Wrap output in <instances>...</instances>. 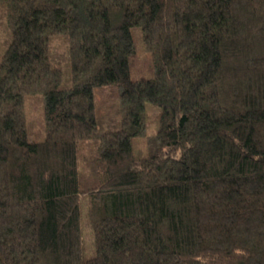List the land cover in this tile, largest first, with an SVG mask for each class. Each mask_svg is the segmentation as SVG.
<instances>
[{
	"label": "trees",
	"instance_id": "16d2710c",
	"mask_svg": "<svg viewBox=\"0 0 264 264\" xmlns=\"http://www.w3.org/2000/svg\"><path fill=\"white\" fill-rule=\"evenodd\" d=\"M1 10L14 30L0 62V264H264V0H0ZM134 26L148 79L131 75ZM60 33L69 86L49 52ZM41 80L46 136L30 141L24 91ZM112 84L122 117L100 132L96 99ZM147 102L162 114L144 156L134 138Z\"/></svg>",
	"mask_w": 264,
	"mask_h": 264
},
{
	"label": "rangeland",
	"instance_id": "374dc122",
	"mask_svg": "<svg viewBox=\"0 0 264 264\" xmlns=\"http://www.w3.org/2000/svg\"><path fill=\"white\" fill-rule=\"evenodd\" d=\"M14 30V21L9 13L0 11V62L7 50ZM134 57L131 64L133 79H148L154 76L152 58L143 47L142 31L139 26L132 28ZM51 63L60 68L63 86L71 84V71L69 60V41L67 33L54 36L49 45ZM45 88L46 83L41 80L38 83L26 86L24 91V118L27 134L30 141L45 139L47 120L45 115ZM98 93V92H97ZM102 93V94H101ZM101 96L97 95V108L99 111V131L119 127L122 112L119 109L120 87L116 84L109 85L101 90ZM146 126L145 129L134 138V152L137 155H149L155 147V141L159 131L162 108L154 103H146ZM83 219H87V209L82 208ZM83 246L85 259L95 254L94 233L87 226L83 227Z\"/></svg>",
	"mask_w": 264,
	"mask_h": 264
}]
</instances>
